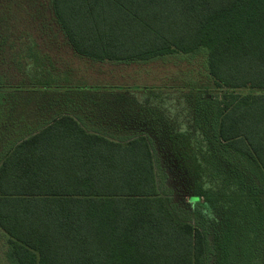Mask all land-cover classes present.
<instances>
[{
	"label": "trees",
	"instance_id": "obj_1",
	"mask_svg": "<svg viewBox=\"0 0 264 264\" xmlns=\"http://www.w3.org/2000/svg\"><path fill=\"white\" fill-rule=\"evenodd\" d=\"M53 4L68 41L82 57L129 64L204 50L216 86L257 90L226 104L219 135L228 149L264 175V0ZM22 51L16 60L23 81L0 75V97L120 98L100 114L96 126H118L128 116L148 126L121 142L90 132L65 115L4 154L0 228L9 237L13 264H205L206 235L179 221L159 193L152 141L145 131L161 132L157 120L168 114L162 113L164 105L135 98L131 92L145 89L140 86L75 84L69 74L58 81L48 69L46 78L40 52L33 46ZM188 129L170 134L171 150L184 173L201 185L207 173Z\"/></svg>",
	"mask_w": 264,
	"mask_h": 264
},
{
	"label": "rangeland",
	"instance_id": "obj_2",
	"mask_svg": "<svg viewBox=\"0 0 264 264\" xmlns=\"http://www.w3.org/2000/svg\"><path fill=\"white\" fill-rule=\"evenodd\" d=\"M27 46L35 47L40 57L50 58L47 69L54 65L59 74L70 72L75 84L140 86L145 89L131 92L135 98L147 97L164 105L162 113L168 114H159L157 121L165 128L145 131L152 141L159 193L169 200L179 221L206 235L205 264H264V175L228 149L219 135L226 104L253 96L257 90L216 86L204 50L129 64L82 57L57 20L53 0H0V75L4 80L23 81L16 58ZM128 117L122 118L119 127L109 124L95 130L115 141L137 137L148 124ZM189 127L207 173L201 185L184 173L171 150L170 134L180 128L189 131ZM195 196L199 199L192 200ZM12 256L9 237L0 228V264H13Z\"/></svg>",
	"mask_w": 264,
	"mask_h": 264
},
{
	"label": "crops",
	"instance_id": "obj_3",
	"mask_svg": "<svg viewBox=\"0 0 264 264\" xmlns=\"http://www.w3.org/2000/svg\"><path fill=\"white\" fill-rule=\"evenodd\" d=\"M41 60L45 68L43 76L49 78V71L47 72L45 63L51 60L44 56H41ZM52 67L53 69L48 70H50L56 80L61 81L66 74H69L72 80L70 72L59 74L57 72L60 71L54 69V65ZM121 101L120 98L114 97H79L77 95L66 97L59 94L1 96L0 165L2 164V157H4V154L22 140L29 138L32 134L47 127L55 118L65 115L72 116L76 118L84 128L88 129L90 132H96L95 127L97 126L94 120H99L98 118H100L99 116L102 112H105L107 109L110 110V108L114 106V103H119ZM99 103L102 105H98Z\"/></svg>",
	"mask_w": 264,
	"mask_h": 264
}]
</instances>
